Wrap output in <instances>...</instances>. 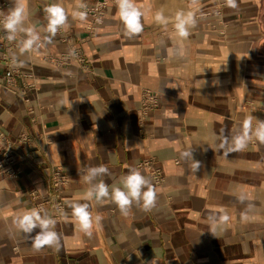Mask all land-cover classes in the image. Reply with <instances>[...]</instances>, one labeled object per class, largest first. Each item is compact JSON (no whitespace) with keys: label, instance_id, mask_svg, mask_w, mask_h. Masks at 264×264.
Segmentation results:
<instances>
[{"label":"crops","instance_id":"0c3cea01","mask_svg":"<svg viewBox=\"0 0 264 264\" xmlns=\"http://www.w3.org/2000/svg\"><path fill=\"white\" fill-rule=\"evenodd\" d=\"M55 2L69 14L66 29L85 51L90 71L59 69L35 52L17 50L9 57L33 78L9 89L0 47V130L14 140L27 134L50 142L19 149L18 178L0 174V264H264V144L228 156L218 147L248 114L264 120V0H237V9L224 0H135L143 31L132 37L124 34L116 4L100 31L88 35L85 21L71 15L77 0H26L28 25L42 40L48 35L43 12ZM0 6L7 14L14 0H0ZM161 11L167 25L155 22ZM180 11H193L197 19L187 40L175 34ZM61 37L45 49L67 52ZM25 82L36 85L27 95L35 123L19 94ZM144 91L159 93L161 104L142 132ZM191 149L200 162L195 173L182 156ZM146 159L165 177L155 186L141 171L157 189L150 211L133 204L123 215L111 201L88 202L93 229L87 236L65 203L68 219L56 224L59 249L36 250L17 229V213L34 207L30 192L51 193L54 169L69 178L65 202L77 201L88 187L81 179L85 168L104 164L110 173L105 182L112 184ZM220 209L229 220L214 237L208 216L221 215ZM46 211L52 216L51 208Z\"/></svg>","mask_w":264,"mask_h":264},{"label":"clouds","instance_id":"9594fccd","mask_svg":"<svg viewBox=\"0 0 264 264\" xmlns=\"http://www.w3.org/2000/svg\"><path fill=\"white\" fill-rule=\"evenodd\" d=\"M193 3L195 4L196 0H193ZM224 5L231 9L238 8L237 0H224ZM116 7L117 16L124 25V34L126 36L132 37L143 31L141 22L143 12L137 6L135 0H116ZM86 8V4L82 3L81 0H77L78 10L71 14L72 18H78L81 21L86 20V11L79 10ZM45 13L47 20L45 32L48 35L44 36L43 40L35 27L28 25L29 13L26 0H14V7H11L7 14L0 16V28L4 30L8 41H16L19 38V50L21 53H30L39 50L47 44H51L53 37L60 29L69 27V14L59 2L47 6ZM155 22L167 25L169 18L162 11L157 12ZM196 24L197 19L193 11L177 12L174 19L176 36L181 40H187L190 35V29L194 28ZM253 142L264 144V120L257 119L250 113L234 134L223 137L218 147L224 150L225 156H228L230 153L246 150ZM182 156L191 161L194 173L199 170L200 162L193 159V149L183 152ZM84 173L81 179L88 187L77 201H66L65 203L71 209L73 222L87 236L92 235L93 229V215L88 202L94 201L97 204H101L104 201H111L123 215L128 214L133 204H142L145 211H150L156 204L157 189L151 180L136 167L129 166L127 174L122 175L118 183L114 182L112 184L105 182L104 177L110 176V173L104 164L87 167L84 169ZM238 199L243 203L247 199L246 193L241 191ZM79 200L86 202L81 203ZM58 211L60 216L68 219L69 214L63 208ZM219 212L221 213L219 216L214 214L208 216L211 228L210 233L214 237H216L218 228L229 220V216L224 209H220ZM242 216L245 219L247 218L246 213L242 214ZM96 220L99 221L98 216ZM14 223L19 231L31 239V243L36 250H40L44 246L59 249L61 237L56 231L57 219L49 215L44 209L31 208L21 210L17 213ZM33 233L35 234L33 235Z\"/></svg>","mask_w":264,"mask_h":264},{"label":"built area","instance_id":"2783aa9c","mask_svg":"<svg viewBox=\"0 0 264 264\" xmlns=\"http://www.w3.org/2000/svg\"><path fill=\"white\" fill-rule=\"evenodd\" d=\"M82 3L87 5L86 11L87 18L85 21V30L88 35L97 34L103 27L109 8L116 4V0H81ZM8 7L9 5H5ZM3 6H0V16H2ZM220 14V12H217ZM43 14L46 15L45 10ZM56 35H62L61 42L69 45V50L65 53L54 54L45 49V46L39 50L33 51L37 56L42 59L44 63H48L53 67L64 69L68 67H77L79 70L89 72L90 68L85 51L82 46L75 43L71 33L67 29H60ZM0 47L4 50L2 55L3 60L6 62L7 71L5 73L4 81L5 86L9 89H14L21 81H26L33 78L31 73H26L20 63L10 58L9 54L20 49L19 38L16 41H8L6 34L0 28ZM36 88L35 84L22 83V89L19 91L20 96L26 105V113L32 116V121H37L35 108L31 105L30 98L27 97L30 90ZM161 95L156 92L144 91L141 99V108L138 112L140 118V128L144 131V121L148 114L154 112L160 107ZM44 142L46 145L50 144L44 135H37L32 138L26 134H22L17 139H12L5 131L0 130V174L5 178L16 179L19 176L17 164L19 162L17 153L23 147L31 148L37 143ZM154 160H143L137 168L140 171H145L155 186H162L165 181L163 170L154 165ZM69 184V178L63 173L61 168H56L51 172V188L52 191L48 195L42 196L37 191H32L29 194V199L34 203L33 208H42L46 211L47 208L52 209V216L59 222L62 216L59 214V209L63 208L65 211V198L64 190Z\"/></svg>","mask_w":264,"mask_h":264},{"label":"rangeland","instance_id":"374dc122","mask_svg":"<svg viewBox=\"0 0 264 264\" xmlns=\"http://www.w3.org/2000/svg\"><path fill=\"white\" fill-rule=\"evenodd\" d=\"M26 135H27V134H26ZM20 136H21V135H20ZM28 136H29V135H28ZM30 137H31V136H30ZM32 138H34V137H32ZM19 174H20V173H19ZM18 177H19V176H18ZM18 177H17V178H18Z\"/></svg>","mask_w":264,"mask_h":264}]
</instances>
